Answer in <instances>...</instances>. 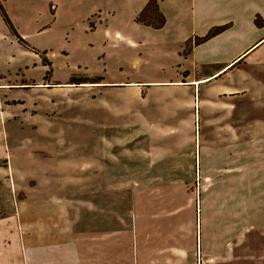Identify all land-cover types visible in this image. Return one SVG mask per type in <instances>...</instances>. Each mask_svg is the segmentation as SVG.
I'll return each instance as SVG.
<instances>
[{
  "label": "rangeland",
  "instance_id": "1",
  "mask_svg": "<svg viewBox=\"0 0 264 264\" xmlns=\"http://www.w3.org/2000/svg\"><path fill=\"white\" fill-rule=\"evenodd\" d=\"M93 2L0 0L8 21L0 13V253L15 252L21 231L25 234L17 206L29 195L39 165L55 175L45 182H58L64 173L70 185H118L120 218L128 189L134 192L136 218L146 223L166 204L168 230L178 224L180 232L173 235L182 244L187 228L197 234L201 218H215L214 229L223 218L246 221L239 230L248 236V264H264V137L257 156L247 143H237L230 156L224 147L203 152L205 116L192 107L170 108L161 82L174 77L172 67L179 65L173 62L177 30L137 26L132 0H97L102 10L90 12ZM110 8L113 16L106 12ZM254 21L262 23L259 17ZM181 27L189 31L187 23ZM215 28L220 27L210 30ZM243 68L264 80V62ZM258 90L264 96V83ZM168 92L173 100L192 95L181 88ZM211 120L206 121L211 137L222 138L225 128L240 140L225 116L218 117L217 127ZM241 149L246 155L237 153ZM199 155L206 159L203 165L217 166L211 171L218 177L200 175ZM245 169L260 173L240 176ZM140 236L151 239L150 233Z\"/></svg>",
  "mask_w": 264,
  "mask_h": 264
},
{
  "label": "crops",
  "instance_id": "2",
  "mask_svg": "<svg viewBox=\"0 0 264 264\" xmlns=\"http://www.w3.org/2000/svg\"><path fill=\"white\" fill-rule=\"evenodd\" d=\"M132 2L131 15L135 18L148 0ZM157 3L164 24L155 29H176L173 40L179 45L173 60L179 64L172 67L174 77L161 81L166 88L167 100H171L169 107H192L199 117L205 116L208 132L199 136V143L208 142L201 147L207 155L209 147H224L230 156L233 147L239 149L237 143L254 145L253 155L262 154L264 96L258 88L263 87L264 80L245 73L243 66L248 62H264V0H157ZM89 6L90 12L100 11L103 7L97 0ZM112 10H107V14L113 16L115 11ZM256 17L262 23L256 24ZM182 22L187 23L188 32H181ZM137 26L149 27L140 23ZM215 26L223 28L209 38L195 42ZM168 88L186 89L192 91V95L190 99L173 100ZM227 105L230 106L228 110ZM221 115L225 116V125L229 129L238 130L240 140H233L231 131L225 128L221 132L222 138L210 136L213 129L207 128L208 117H212V125L217 127ZM195 119L196 115L190 120L189 127ZM237 153L246 155L243 149ZM205 160L201 161L198 156L200 175L203 178L218 177L211 171L217 166L207 167L202 164ZM246 169L240 176H258L262 168L252 172ZM32 173L34 183L30 193L17 206V216L25 234H30L29 239L21 231L22 238L15 252L0 253V264H248V236L240 234L239 230L246 226V221L223 218L216 230L213 227L215 218H201L197 234L196 228L190 226L182 244L173 235L180 232L179 225L173 224L168 230L166 204L159 205L155 218L146 223L136 218L134 192L128 189L124 195L125 216L120 218L118 185L111 183L110 187H103L86 181L70 185L64 182L65 178H70L64 173L58 175V182H45L55 175L40 170L39 165L36 169L34 166ZM95 177H98L96 172ZM56 183V187H50ZM131 212L133 218H129ZM235 222L238 226L232 227L231 223ZM226 228L229 230L223 234ZM140 233H150L151 239L144 240ZM168 234L170 240H167Z\"/></svg>",
  "mask_w": 264,
  "mask_h": 264
},
{
  "label": "trees",
  "instance_id": "3",
  "mask_svg": "<svg viewBox=\"0 0 264 264\" xmlns=\"http://www.w3.org/2000/svg\"><path fill=\"white\" fill-rule=\"evenodd\" d=\"M152 5L154 6L153 8H152ZM152 10H154V11H152ZM0 13H1L2 18L4 20H6V22L8 23V21H7L6 17H5V13H4V10H3L2 6H0ZM147 16L151 17L150 20H148V21L144 19ZM135 21L140 23V24L151 25L154 28H159V27H161L164 24V17L158 11V7H157V4H156V1L155 0H148L146 5L143 7V9L136 16ZM222 28L223 27L215 28L213 30H209L198 41H203V40L209 38L210 36H212L214 33H216L217 31H219ZM13 32H14L15 35H17L16 31H13ZM18 40L22 41V39L20 37H18ZM43 63H46V62H43Z\"/></svg>",
  "mask_w": 264,
  "mask_h": 264
}]
</instances>
